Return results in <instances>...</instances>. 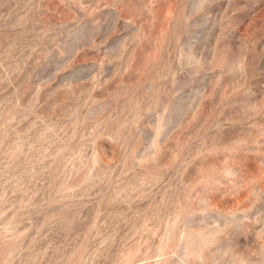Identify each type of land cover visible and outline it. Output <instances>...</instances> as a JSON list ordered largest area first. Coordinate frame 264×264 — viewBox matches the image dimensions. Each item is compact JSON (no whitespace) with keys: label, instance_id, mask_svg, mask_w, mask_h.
<instances>
[{"label":"rangeland","instance_id":"obj_1","mask_svg":"<svg viewBox=\"0 0 264 264\" xmlns=\"http://www.w3.org/2000/svg\"><path fill=\"white\" fill-rule=\"evenodd\" d=\"M0 264H264V0H0Z\"/></svg>","mask_w":264,"mask_h":264}]
</instances>
